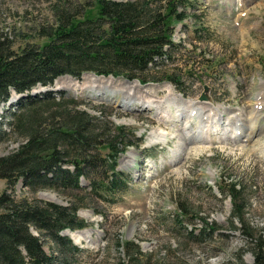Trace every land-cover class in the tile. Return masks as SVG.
Returning <instances> with one entry per match:
<instances>
[{
  "label": "rangeland",
  "instance_id": "1",
  "mask_svg": "<svg viewBox=\"0 0 264 264\" xmlns=\"http://www.w3.org/2000/svg\"><path fill=\"white\" fill-rule=\"evenodd\" d=\"M137 1L148 2L153 8L160 4L159 0ZM189 1L193 5L188 8L187 18L173 25L174 42L186 46L189 55L176 53L160 60V70L148 73L147 82L86 72L79 79L60 76L52 85H37L29 92H65L82 101V107L91 114L99 115L95 107L102 108L113 125L125 126L143 138L140 145L120 155L118 169L127 178L124 190L101 193L100 197L86 195L80 202L78 215L88 225L63 233L80 249L72 256V264L254 261V241L264 232V148L258 149L264 147V116L257 136L248 134L229 140L232 132L228 131L243 127L245 122L249 125L252 106H259L254 96L262 86L264 89V0ZM97 12L96 0H0V33L16 51L26 45L44 47L50 42L49 30L67 14L82 18L96 16ZM173 71L182 74L184 92L162 79ZM262 89L257 98L264 108ZM14 93L9 102L0 103V130L7 129L6 136L0 134V156L16 150L25 140L8 128L10 114L22 97ZM204 93L209 99H201ZM129 95L134 104L126 107L123 102L129 101ZM200 102H210V109L219 107L221 122L226 125L222 123L216 132L210 130L219 116L214 111L207 112L209 115L202 120L195 114L193 124L184 116L173 122L171 114L176 107L189 110ZM201 106L205 105H196ZM233 112L243 115L230 123L227 118ZM186 124L193 127L188 130ZM97 127L102 131L106 126ZM182 129L193 141L180 137ZM194 129L203 130L202 142L193 134ZM158 133L165 134L164 138H154ZM216 134L220 138L213 141ZM225 179L246 186L239 203L243 223L232 219L233 200L219 188L225 185ZM82 186L85 191L91 190L86 179ZM6 188L7 181L0 179V194ZM10 191L17 198H39L64 205L82 195L72 188L33 192L21 181ZM33 232L38 234L35 229ZM82 233H86L85 238H73ZM41 237L47 252L59 254L50 239ZM127 241L138 244L141 252L137 253L134 245L127 247Z\"/></svg>",
  "mask_w": 264,
  "mask_h": 264
},
{
  "label": "trees",
  "instance_id": "2",
  "mask_svg": "<svg viewBox=\"0 0 264 264\" xmlns=\"http://www.w3.org/2000/svg\"><path fill=\"white\" fill-rule=\"evenodd\" d=\"M159 1L153 8L145 1L96 0V16L67 14L49 30L50 42L44 47L26 45L16 51L0 33V103L9 102L13 91L28 93L15 105L8 127L25 140L16 150L0 156V179L7 181L0 194V264H72V256L80 249L63 233L88 225L78 215L80 202L86 195L116 194L127 186L118 161L143 138L125 126L113 125L102 108L95 107L99 115L91 114L82 101L65 92H29L37 85H52L60 76L79 79L86 72L145 83L148 73L160 70V60L176 53L189 55L186 46L174 42L173 25L185 21L193 2ZM162 79L183 91L179 72L167 73ZM97 124L106 127L101 131ZM3 128L0 134L6 136ZM84 179L89 181L90 191L82 186ZM19 181L33 192L72 188L82 195L68 205L17 198L10 190ZM223 182L219 188L234 204L232 219L245 222L239 203L246 186L228 179ZM41 235L57 246L59 254L46 251ZM126 245L141 252L132 241ZM253 255L251 264H264V232L254 241ZM233 264L246 263L240 259Z\"/></svg>",
  "mask_w": 264,
  "mask_h": 264
},
{
  "label": "bare ground",
  "instance_id": "3",
  "mask_svg": "<svg viewBox=\"0 0 264 264\" xmlns=\"http://www.w3.org/2000/svg\"><path fill=\"white\" fill-rule=\"evenodd\" d=\"M263 88V86L259 89V90H261ZM258 90V91H259ZM258 91H257V93H256V95L254 96L255 97V99H254V101H256L257 102V104H256V106L257 105H259L257 108L255 107V109H254V106H252L253 108H252V110L250 111V115H249V120H250V123H249V125L248 124H246V122L243 124V127H237V126H235L234 127V129H229V131L227 130V126H225L226 128V133H227V131H228V133L229 132H232V134H231V136L229 137V140H233V139H239V138H242V136L244 135V137L246 136H257V130L260 128V125H259V123H260V121H261V119L263 120V116H264V108L261 106L262 105V103H261V101H260V99L259 98H257V96H258ZM262 93L264 94V89H262ZM129 97H130V95H129ZM127 97L126 99H128L129 101H127V102H123L124 103V106H126V107H131V106H133V104H134V102H132V99H133V97ZM209 99V98H208ZM139 100H145L146 101V99L145 98H140ZM139 100H138V102H139ZM13 101V100H12ZM143 103V102H142ZM150 103V102H149ZM209 103L210 102H200V103H196V104H194V105H191L190 107H189V110H190V112H189V114H188V111L189 110H185V108H183V107H176V109L174 110V112L171 114V115H173V122L174 123H176V120H179L180 119V117L182 118L183 116L185 117V119L186 120H188V121H191V123L193 124V119H195L194 117V115L196 114V116H197V118H199V120H202L205 116H206V114H207V112L208 113H211L212 111H214L215 113H216V115H219L218 117H217V119L218 120H216V123H215V127L214 128H211L212 127V125H211V127H210V130H216L217 131V127H220V126H222V125H224L225 124V122H221V117H220V109H219V107L218 108H214V109H210L209 107L211 106V105H209ZM145 104V103H144ZM151 104H153V103H151ZM205 105V106H201V107H196V105ZM212 104V103H211ZM168 106L170 107V103L168 104ZM169 107H167V111H168V113H170L171 112V107L169 108ZM157 112L158 113H162L163 111H160V110H157ZM224 113V112H223ZM236 112H233V113H231L230 115H229V117L227 118V120L231 123V122H233V121H235L237 118H239L241 115H243V114H240V115H238V114H235ZM189 115V119H188V116ZM207 115H209V114H207ZM194 116V117H193ZM211 116V115H210ZM207 118V117H206ZM237 120H239V119H237ZM210 121V120H209ZM199 122V121H198ZM237 122V121H236ZM222 123H224V124H222ZM197 124V123H196ZM233 124V123H232ZM236 124H239V123H236ZM199 126H202V124H198ZM226 125V124H225ZM186 126H188V130L189 129H191L192 127H193V125L192 126H190L189 127V124H186ZM246 126H248L249 128H246ZM195 128V127H194ZM200 128V127H199ZM204 128V127H203ZM246 128V129H245ZM238 129H240L239 131H238ZM263 129H264V127H263ZM221 129H219V131H220ZM215 131V132H216ZM194 132L195 133H193V134H196L195 136H198V138H199V142H202L203 140H204V137H205V135H203V130H202V132H200L199 130H197V129H194ZM262 132V131H261ZM182 135L180 136L183 140H185L186 142L188 141H190V140H192V138H191V136L188 134V131L186 130V131H183V129H182ZM159 135H156V134H154V138H159V136H161V138L165 135V134H163V133H158ZM233 134H236V136H234L233 137ZM249 134V135H248ZM219 135V134H218ZM217 134H216V138H214V140L213 141H217L219 138L217 137L218 136ZM222 134H220V136H221ZM210 136H212L213 137V134H210ZM229 136V135H228ZM166 137V136H165ZM160 138V139H161ZM164 138V137H163ZM210 138V137H209ZM235 139V140H236ZM263 139V138H262ZM262 139H259V141H261ZM193 141V140H192ZM262 143V142H261ZM261 148H264V147H262V146H260L258 149H261ZM74 237L73 238H75V237H78L79 239H82V238H85L86 237V233H82V234H78V235H73Z\"/></svg>",
  "mask_w": 264,
  "mask_h": 264
},
{
  "label": "water",
  "instance_id": "4",
  "mask_svg": "<svg viewBox=\"0 0 264 264\" xmlns=\"http://www.w3.org/2000/svg\"><path fill=\"white\" fill-rule=\"evenodd\" d=\"M208 89V87L206 86V90ZM208 98V95H206L205 93L202 95L201 99L205 100Z\"/></svg>",
  "mask_w": 264,
  "mask_h": 264
}]
</instances>
